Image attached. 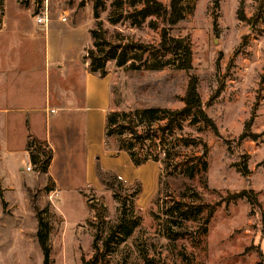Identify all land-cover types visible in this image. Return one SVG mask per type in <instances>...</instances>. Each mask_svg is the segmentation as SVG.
Listing matches in <instances>:
<instances>
[{
  "label": "rangeland",
  "instance_id": "374dc122",
  "mask_svg": "<svg viewBox=\"0 0 264 264\" xmlns=\"http://www.w3.org/2000/svg\"><path fill=\"white\" fill-rule=\"evenodd\" d=\"M160 1L167 5L170 0ZM113 2L0 0V60L3 64L11 60L13 52L8 48H13L12 39L38 38L40 42L35 46L41 47L42 53L31 52L32 67L41 66L45 58L51 67L49 83L53 94L55 82L71 84L68 76H56L57 64L62 61L54 57L61 54L66 59L69 54H77L76 68L81 70V64L87 62V50L93 47V30L112 45L159 41L164 25L161 19L147 17L135 23L133 12L140 3L123 0L116 6ZM184 10L183 18L170 32L190 42L191 69L170 65L149 69L145 61L150 58L146 55L122 67L116 66L114 60L106 62L116 102L112 107L125 113L118 122L125 128L121 135L108 138L110 149L115 147L114 156L93 154L94 172H89L85 164L88 140L83 137L82 115L57 107L53 97L46 104L42 102V74L24 75L17 83L4 77L0 106L32 104L56 110L47 112V116L42 113V125L32 128L30 117L22 115L25 113L0 109V119L5 120L3 140L15 146L0 152V264H42L33 204L45 220L43 234L50 249V264L91 261L96 252L93 239L97 235L101 252L110 222L116 224L120 219L124 198L126 234L124 241L107 255L108 264H264V0H184ZM63 11L64 21L60 19ZM41 13L46 14V22L37 24L33 17ZM111 17L119 19L112 22ZM17 46L16 51H22L27 43ZM190 75L197 78L202 107L216 123L218 132L206 128L202 121L193 122L191 116H183L170 132L156 133L151 141H135L129 127L138 131L147 127L144 120L136 119L137 109H179ZM165 123L166 118L152 121L151 128ZM113 128L118 130V124ZM1 131L0 128V136ZM50 134L51 142L45 140V145H40V158L34 163L30 154H36L34 144L38 142L31 140H44L42 135L49 138ZM120 141L133 142L137 156L148 157L154 164L135 167L128 163L126 155H115L119 154ZM48 152L52 162L45 172L41 165ZM164 152H169L167 171ZM30 165L31 170H26ZM96 166L114 170L127 185L122 183L117 190L101 185ZM190 169L193 175H188ZM147 173L160 176L155 193L153 183L139 178ZM136 184L137 194L130 195ZM242 189L254 190L262 211L252 208L246 199L227 198L229 193ZM176 201L214 208L206 233H199L196 221L183 220L190 226L186 231L179 229L186 238L169 243L166 208ZM180 220L176 218L178 226ZM91 264L101 262L98 258Z\"/></svg>",
  "mask_w": 264,
  "mask_h": 264
},
{
  "label": "trees",
  "instance_id": "16d2710c",
  "mask_svg": "<svg viewBox=\"0 0 264 264\" xmlns=\"http://www.w3.org/2000/svg\"><path fill=\"white\" fill-rule=\"evenodd\" d=\"M123 0H114L113 4L119 6ZM131 4L140 3L141 6L133 12V21L139 23L140 21L145 20L147 17H157L161 19L164 25L160 29V38L159 41L154 43H145L139 41H130L125 44H110L105 37L97 33L95 30L92 31L93 37V47L87 50L86 60L88 63V70L92 73H97L99 76H105L107 74L106 62L108 60H114L116 66L122 67L128 61L132 59H139L140 56H148L150 59L145 61L146 67L149 69H162L166 66H172L177 69L189 70L192 68V49L190 42L180 36H173L170 32V28L174 26L181 18L184 16V0H170L166 5L160 0H128ZM97 10V5L94 6ZM115 9H113L114 11ZM114 14V13H113ZM119 17H111L112 22H116ZM136 51V52H135ZM131 52H134L130 54ZM138 53V54H137ZM134 64L131 63V67ZM137 67H140L137 66ZM116 104V102H115ZM118 106V105H117ZM163 115L159 114L161 112ZM125 115L124 112H118L117 110L108 111L105 117V129H104V147H109L108 138L113 135H121L125 126L122 122H119V118ZM183 116H191V121L198 122L202 121L203 125L206 128L211 129L214 133L218 132L216 123L214 120L207 114V112L202 107V100L197 88V78L194 75H190L186 90L183 96V105L179 109H168L163 108L161 110L156 108H142L137 109L136 119L144 120L147 124V127L143 131H138L136 128L129 127L130 134L133 139L139 143H143L146 140L151 141L156 133H168L172 130L175 122L179 125L180 118ZM166 118V123L162 126H157L151 128V122L155 120H161ZM118 124V130H115L113 127ZM121 127V129H120ZM32 143L36 146V154L31 152L30 159L35 163L40 158V145L43 143L45 145V140L40 138L33 137L31 140ZM30 143V145L32 144ZM119 151H125L129 158L131 159L134 165H139L145 162L152 161L148 157H138L133 150V142L128 144H122L120 141L118 148ZM169 152H164V168L167 171V162ZM52 159L51 152L46 153V157L41 165L42 171L46 172L47 166ZM154 159V158H152ZM37 160V161H36ZM153 162V161H152ZM206 161L202 162V166L206 168ZM96 175L98 181L103 186H110L113 189L117 190V187H120L122 183L126 184L127 181L123 180L119 175L116 174L114 170L103 169L99 166H96ZM188 175H193V169H190ZM127 185V184H126ZM138 192L137 184L130 195L135 196ZM116 197V193H114ZM132 196V197H133ZM117 198V197H116ZM229 200H237L240 198L246 199L252 208H258L262 211V206L259 203V200L252 189H242L240 191L229 193L227 195ZM184 200L183 198H180ZM34 205L37 217V237L38 243L41 247L43 253L42 264H50V249L46 243V234H43L45 230L44 219L40 218L38 207ZM207 207V206H206ZM167 223H166V233L169 243H174L176 239L186 238L185 233L190 226L184 224L185 221H196L198 224V229L200 234H204L207 231L208 223L214 215V208L208 206L205 209L204 204L198 203L197 205L193 202H180L176 201L173 205L167 206L166 208ZM120 219L116 224L111 223L109 226V232L102 239L101 252L99 250L98 238L97 235L93 239V245L95 247V255L92 260L83 259V264H91L92 261H95L99 258L101 264H108L107 255L112 252L120 242L124 241V235L126 234L127 228V199L124 198L120 203L119 211ZM180 218L179 226L176 224V218ZM262 221L264 224V211H262ZM174 223L176 226H172ZM183 225V226H182ZM177 228V229H176ZM183 231H181V230ZM116 239L112 243L113 239ZM111 244L113 246H111ZM182 255L184 251L182 250Z\"/></svg>",
  "mask_w": 264,
  "mask_h": 264
},
{
  "label": "crops",
  "instance_id": "0c3cea01",
  "mask_svg": "<svg viewBox=\"0 0 264 264\" xmlns=\"http://www.w3.org/2000/svg\"><path fill=\"white\" fill-rule=\"evenodd\" d=\"M26 24V23H25ZM22 32H25L24 30H21ZM23 35V34H22ZM16 42V43H15ZM37 42H40L38 38L29 36L25 38H19L16 41L14 39L11 40V43H13V48H8L9 52H13L10 55L11 60H6L4 64L2 63V60H0V83L3 81L4 77L8 78L9 81L17 83L18 79H22L24 75L27 74H42V80H43V91L41 93L42 95V102H46L53 97L55 100V103L57 107H64L68 108L73 111V113H80L83 117V132H84V140H88V147H85L86 151V161L87 163V169L90 170L93 169L94 172V160H93V154H96L98 152H103L104 154H109L111 156H114L115 147L105 148L104 147V129H105V117L108 111L114 110L112 106L115 105L113 102V93H112V81L111 80V74L107 70V74L105 76H99L97 73H92L88 70V64L83 63L81 64V70H78L76 68L77 60H79V55L71 56L68 55V58L63 59L64 57L59 54L55 58L56 61H62L61 64H57V75L61 76L64 79L68 76V82L71 84H59L58 82H55V89L53 91V94L51 93L50 83H49V75L51 67L46 62L45 58L43 57V62H41V66L35 68L34 63L32 64V61L34 60L30 55L31 52L36 53L37 51L42 53L41 47H36L35 44ZM27 43V47H24L25 49L22 51H16L17 45H23ZM66 62V63H65ZM64 69V72L59 73L60 68ZM72 74V76H71ZM16 77V78H15ZM15 78V79H14ZM23 100H21L22 102ZM1 111L3 112H18L22 114L24 117L29 116L30 126L34 128L39 123L42 125V113H45V116H47V112H54L56 109L54 107H44L42 105H28V106H16L15 108L11 107H4L0 106ZM26 122L28 124V119H26ZM25 122V123H26ZM4 117L0 119V128L1 131V145H0V152L5 153V150H11L14 149L15 146H10L8 140H3V134H6L4 129ZM28 127V125H26ZM31 128V129H32ZM99 129V132H93L95 130ZM102 129V131H101ZM50 137L47 138L45 135H42L44 137L43 139L47 142H51V134ZM53 144V141H52ZM87 146V143H86ZM115 155H126L125 159L130 163L132 166L135 167H146L148 164H154L153 162H145L139 165H134L129 158V155L125 152L120 150L119 154ZM52 162V160H51ZM153 174H145L139 175V178H141L142 182H151L153 183V186H155L154 193L157 189V183L159 182V174L155 175Z\"/></svg>",
  "mask_w": 264,
  "mask_h": 264
},
{
  "label": "built area",
  "instance_id": "2783aa9c",
  "mask_svg": "<svg viewBox=\"0 0 264 264\" xmlns=\"http://www.w3.org/2000/svg\"><path fill=\"white\" fill-rule=\"evenodd\" d=\"M34 21L37 23V24H43L46 22V14L44 13H41V14H37L36 16L33 17ZM60 19L62 21L66 20V11H63L60 15ZM26 170H31V165L30 166H27L26 167Z\"/></svg>",
  "mask_w": 264,
  "mask_h": 264
}]
</instances>
